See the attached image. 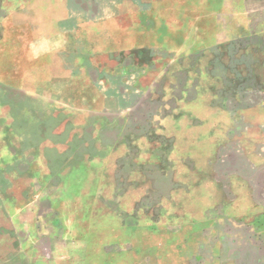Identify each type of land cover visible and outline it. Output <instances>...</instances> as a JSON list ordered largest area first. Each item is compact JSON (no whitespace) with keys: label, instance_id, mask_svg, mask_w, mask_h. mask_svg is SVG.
<instances>
[{"label":"rangeland","instance_id":"rangeland-1","mask_svg":"<svg viewBox=\"0 0 264 264\" xmlns=\"http://www.w3.org/2000/svg\"><path fill=\"white\" fill-rule=\"evenodd\" d=\"M82 4L84 52L115 48L69 82L92 98L0 82V264H264V0ZM221 173L243 229L218 224Z\"/></svg>","mask_w":264,"mask_h":264},{"label":"crops","instance_id":"crops-1","mask_svg":"<svg viewBox=\"0 0 264 264\" xmlns=\"http://www.w3.org/2000/svg\"><path fill=\"white\" fill-rule=\"evenodd\" d=\"M82 3L83 0H0V46L6 45L9 53V57L0 54V82L26 88L34 96L44 100L54 103L58 101L64 104L66 109L69 107L68 103L75 104L78 97L92 98L79 93L78 88L69 90L71 86L69 82L84 83V74L95 73L96 65L103 64L99 63V59H104L105 55L114 52L115 48L107 46L106 49H100L91 45V49L84 52L83 44L86 40L87 44H92L93 36L85 38L80 30H84L85 27L96 28L99 22L93 19V14L89 15L91 12L85 10ZM108 20L114 21V16ZM41 39L60 40L61 45L58 48L41 50L39 48ZM34 45L36 47H33ZM13 47L20 51L18 56H11L9 49ZM26 54L31 57V68L22 78L13 76L17 68L13 73L5 70L4 67L10 64L16 66V60ZM87 80L91 82L93 79L88 77ZM99 96L105 97L100 93ZM89 105L90 100H82V105L75 109L90 112L107 109L105 104L96 109L87 107ZM219 176L216 175L213 179L216 189L214 192L220 195L219 215L223 217V222L218 221V224L226 227L234 225L235 228L243 229V218L238 219V216L241 214L243 216L244 212L239 206L241 209L244 206L237 204V201L242 199L240 191L244 186L243 176H240L239 182L237 173L230 176L232 179L230 186L227 175L223 177L221 173ZM225 195L233 197L226 198ZM253 196L252 194L253 206L260 204ZM263 214L264 212L259 215ZM250 227L253 228V222Z\"/></svg>","mask_w":264,"mask_h":264},{"label":"clouds","instance_id":"clouds-1","mask_svg":"<svg viewBox=\"0 0 264 264\" xmlns=\"http://www.w3.org/2000/svg\"><path fill=\"white\" fill-rule=\"evenodd\" d=\"M61 45V41L60 40H56V41H49L47 39H41L39 41V48L41 50H48L49 48H58ZM33 47H36V45H34Z\"/></svg>","mask_w":264,"mask_h":264}]
</instances>
